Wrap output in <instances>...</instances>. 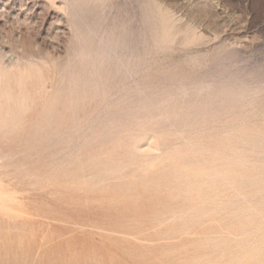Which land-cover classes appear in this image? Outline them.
<instances>
[{
    "label": "rangeland",
    "instance_id": "obj_1",
    "mask_svg": "<svg viewBox=\"0 0 264 264\" xmlns=\"http://www.w3.org/2000/svg\"><path fill=\"white\" fill-rule=\"evenodd\" d=\"M83 1L0 0V264H264V0Z\"/></svg>",
    "mask_w": 264,
    "mask_h": 264
},
{
    "label": "bare ground",
    "instance_id": "obj_2",
    "mask_svg": "<svg viewBox=\"0 0 264 264\" xmlns=\"http://www.w3.org/2000/svg\"><path fill=\"white\" fill-rule=\"evenodd\" d=\"M68 1V4L70 5V7H71V9H72V12H73V15L76 17V20H77V22H79V23H82L84 26H85V38H84V36L82 35L81 37H80V39H82L83 40V38H84V41H89V40H91V41H93V39H97V40H100V41H102L106 46H108V43L106 42V40H103V38L100 36V34H99V31H98V28H97V26L94 24V23H90V22H88L87 20H86V13H87V8H85L84 7V1L83 0H67ZM78 25H80V24H78ZM82 27V26H81ZM83 30V29H82ZM153 33V32H152ZM171 35V34H170ZM192 35V34H191ZM162 36V35H161ZM79 37V36H78ZM154 38V37H153ZM166 39V38H165ZM153 40H155V39H153ZM78 42V41H77ZM76 46V45H75ZM80 46V45H79ZM80 49V48H79ZM95 49V48H94ZM75 50V49H74ZM113 51V50H112ZM86 53V52H85ZM94 53V52H93ZM98 53V52H97ZM84 54V53H83ZM93 55V59H94V55L95 54H92ZM143 55V54H142ZM75 56V55H74ZM96 57H97V55H96ZM95 59H97V58H95ZM21 63V62H20ZM79 65V64H78ZM112 65V64H111ZM82 68V67H81ZM114 69V68H113ZM81 70V69H80ZM126 70V69H125ZM71 71V70H70ZM124 71V70H123ZM73 72V71H72ZM127 73V72H126ZM77 74V73H76ZM75 75V74H74ZM74 78V77H73ZM133 78V77H132ZM76 80V79H75ZM135 81V80H134ZM76 83V82H75ZM80 83V82H79ZM87 85V84H86ZM127 86V85H126ZM134 86V85H133ZM75 88H76V86H74ZM84 87V86H83ZM117 90V89H116ZM115 90V91H116ZM75 91V90H74ZM76 93H77V91H76ZM74 95H75V93H74ZM120 95H121V93H120ZM79 97V96H78ZM75 100V99H74ZM107 111V110H106ZM163 111V110H162ZM160 112H161V110H160ZM134 117V116H133ZM131 118V117H130ZM259 120V119H258ZM5 131V130H4ZM6 132V131H5ZM2 133V132H1ZM22 133V132H21ZM28 133V132H27ZM26 133V134H27ZM47 133V132H46ZM45 133V134H46ZM54 134V133H53ZM4 135V134H3ZM2 135V136H3ZM12 136V135H11ZM22 135H20V138H22L21 137ZM34 137V136H33ZM99 137H101V136H99ZM17 138V137H16ZM3 139V138H2ZM14 139V138H13ZM69 139V138H68ZM101 139V138H100ZM23 140V139H22ZM21 140V141H22ZM52 140V139H51ZM50 140V141H51ZM17 141V140H16ZM20 141V142H21ZM24 141H26L25 139H24ZM54 143H57L56 141H53ZM52 141H51V143H53ZM48 143V142H47ZM46 143V144H47ZM53 143V144H54ZM22 144V143H21ZM26 144V143H25ZM50 144V143H49ZM42 145V144H41ZM41 145H39V148L38 149H40V146ZM19 146H21V145H19ZM27 146H29V145H27ZM31 146V145H30ZM51 146V145H50ZM84 146V145H83ZM87 146V145H86ZM24 147V146H23ZM20 148V147H19ZM27 148V147H26ZM29 148V150H30V147H28ZM16 149H18V148H16ZM25 149V148H24ZM33 149H35V148H33ZM32 149V150H33ZM42 149V148H41ZM13 149H11V151H12ZM3 151V150H2ZM2 151H1V149H0V162L1 161H4V160H7L8 159V162H9V159L11 158V154H3L2 153ZM26 151H27V149H26ZM41 151V150H40ZM11 153V152H10ZM24 153V152H23ZM29 153V152H28ZM31 153V152H30ZM29 153V154H30ZM39 153V152H38ZM115 153V152H114ZM20 154H21V152H20ZM20 154H19V156H20ZM27 154V153H26ZM34 154H36V153H34ZM34 154H32V156L34 155ZM41 155V154H40ZM23 156V155H22ZM25 156H29V155H25ZM24 156V157H25ZM103 156V155H102ZM16 158V157H15ZM27 158V157H26ZM25 158V159H26ZM29 158V157H28ZM32 158V157H31ZM30 158V159H31ZM14 159V158H13ZM35 159V158H34ZM33 159V160H34ZM119 159V158H118ZM130 159H132V158H130ZM32 160V159H31ZM30 160V161H31ZM120 160V159H119ZM22 161H24V160H22ZM27 161V160H26ZM25 161V162H26ZM28 161H29V159H28ZM11 162V161H10ZM104 162H106V161H104ZM103 162V163H104ZM113 162V161H112ZM32 163V162H31ZM31 163H29V164H31ZM109 163V162H108ZM101 164V163H100ZM15 165V164H14ZM21 165H23L22 163H21ZM27 164L25 163V166H26ZM1 166V165H0ZM9 166V165H8ZM11 166V165H10ZM3 167V166H2ZM13 167V166H12ZM11 167V168H12ZM23 167V166H22ZM21 167V168H22ZM29 167H30V165H29ZM90 167V166H89ZM99 167V166H98ZM98 167H95L96 169H98ZM126 167V166H125ZM125 167H123V168H125ZM10 168V167H9ZM32 168V167H31ZM87 168V167H86ZM94 168V169H95ZM102 168V167H101ZM122 168V166H108L107 168H103L104 169V172L103 173H109V172H111V171H113V170H118V169H121ZM3 169V168H2ZM18 169H20V168H18ZM18 169H16V170H18ZM29 169V168H28ZM155 169V168H154ZM4 170V169H3ZM25 170V169H24ZM32 170V169H31ZM102 170V169H101ZM100 170V171H101ZM130 170V169H129ZM128 170V171H129ZM139 170V169H138ZM21 171H22V169H21ZM132 171V170H131ZM19 172V171H18ZM22 172H24V171H22ZM22 172H20V173H22ZM29 172V171H28ZM135 172H137V171H135ZM27 173V172H26ZM113 173V172H112ZM24 174V173H23ZM125 174V173H124ZM7 175V174H6ZM106 175V174H105ZM109 175V174H108ZM129 175V174H128ZM127 175V176H128ZM23 176H25V175H23ZM101 176V175H100ZM109 176H111V175H109ZM123 176V175H122ZM125 176V175H124ZM127 176H125V177H127ZM26 177V176H25ZM87 177V176H86ZM93 177V176H92ZM111 177H113V176H111ZM117 177V176H116ZM119 177V176H118ZM124 177V178H125ZM27 178H29V177H27ZM107 178V177H106ZM120 178V177H119ZM130 178V177H129ZM26 179V178H25ZM86 179V178H85ZM109 179H110V177H109ZM114 179V178H113ZM133 179V178H132ZM4 180V179H3ZM36 181H38V179H35ZM88 180V179H87ZM138 180V179H137ZM65 181H67V180H65ZM107 181V180H106ZM111 181V180H110ZM136 181V180H135ZM38 182H40V180L38 181ZM41 183V182H40ZM54 184V183H53ZM52 184V185H53ZM65 184V183H64ZM35 185V184H34ZM48 185H49V183H48ZM59 185H61V183L60 184H58V186ZM57 186V185H56ZM63 187V186H62ZM68 187H70V186H67V188ZM74 187V186H73ZM72 187V188H73ZM14 188V187H13ZM49 188H50V186H49ZM65 188H66V184H65ZM71 188V187H70ZM76 188V187H75ZM69 189V188H68ZM77 189V188H76ZM43 190H45V189H43ZM77 193H78V191H77ZM58 195V194H57ZM53 196V195H52ZM1 198H2V193L0 192V200H1ZM14 198H16V197H14ZM5 199H6V197H5ZM8 201V200H7ZM13 201V200H12ZM3 203V202H2ZM1 204V203H0ZM1 208V207H0ZM3 209V208H2ZM5 210V209H4ZM6 210H8V209H6ZM3 212V211H2ZM8 213H9V210H8ZM16 213V212H15ZM145 213V212H144ZM10 215V214H9ZM8 217V216H7ZM10 217V216H9ZM128 219V218H127ZM128 227V226H127ZM126 229V228H125ZM130 231H131V229H130ZM141 241H143V240H141ZM135 245V244H134ZM135 248V247H134ZM161 251V250H160ZM136 254V253H135ZM143 254V253H142ZM146 256V255H145ZM143 258V257H142ZM154 258H155V256H154ZM149 261V260H148Z\"/></svg>",
    "mask_w": 264,
    "mask_h": 264
}]
</instances>
